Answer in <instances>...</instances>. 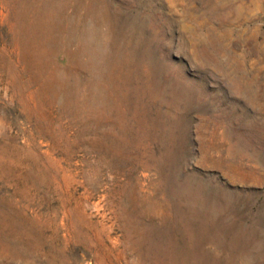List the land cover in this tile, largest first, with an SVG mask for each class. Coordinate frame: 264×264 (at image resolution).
Segmentation results:
<instances>
[{"label":"rangeland","instance_id":"374dc122","mask_svg":"<svg viewBox=\"0 0 264 264\" xmlns=\"http://www.w3.org/2000/svg\"><path fill=\"white\" fill-rule=\"evenodd\" d=\"M0 264H264V0H0Z\"/></svg>","mask_w":264,"mask_h":264},{"label":"bare ground","instance_id":"6f19581e","mask_svg":"<svg viewBox=\"0 0 264 264\" xmlns=\"http://www.w3.org/2000/svg\"><path fill=\"white\" fill-rule=\"evenodd\" d=\"M6 91H7V89H6ZM31 109H32V108H31ZM29 143H30V142H29ZM95 143H97V142L95 141ZM53 147H54V146H53ZM85 150H86V149H85ZM46 153H47V151H46ZM45 155H46V154H45ZM50 158H51V157H50ZM51 159H52V158H51ZM63 159H64V157H63ZM65 162H66V161H65ZM61 164H62V163H61ZM68 165H69V163H68ZM64 166H65V165H64ZM60 167H61V166H60ZM62 169H63V168H62ZM65 169H66V168H65ZM32 170H33V169H32ZM67 170H68V169H67ZM63 171H64V170H63ZM34 172H35V170H34ZM74 172H75V171H74ZM32 173H33V172H32ZM58 174H59V173H58ZM65 174H66V173H65ZM67 174H68V173H67ZM35 175H36V174H35ZM35 175H34V176H35ZM39 175H40V174H39ZM56 175H57V174H56ZM32 176H33V175H32ZM37 176H38V175H37ZM59 176H60V175H59ZM66 176H67V175H66ZM38 177H39V176H38ZM40 177H41V175H40ZM64 177H65V176H64ZM68 177H69V176H68ZM69 179H70V178H69ZM76 179H77V178H76ZM64 180H65V179H64ZM66 180H67V179H66ZM66 180H65V181H66ZM65 181H64V183H65ZM72 181H73V180H72ZM38 182H39V181H38ZM60 182H61V181H60ZM70 182H71V181H70ZM58 183H59V182H58ZM72 183H73V182H72ZM68 184H69V183H68ZM53 185H54V184H53ZM65 186H66V185H65ZM94 186H95V185H94ZM36 187H37V186H36ZM68 187H69V186H68ZM62 190H63V189H62ZM84 190H85V188H84ZM76 191H77V190H76ZM63 192H64V191H63ZM66 192H67V191H66ZM68 193H69V192H68ZM83 193H84V192H83ZM88 194H89V193H88ZM68 195H69V194H68ZM85 196H86V195H85ZM78 197H79V196H78ZM80 197H83V196H80ZM89 197H90V196H89ZM72 198H73V197H72ZM72 198H71V199H72ZM76 198H77V197H76ZM76 198H75V199H76ZM84 198H85V197H84ZM90 198H91V197H90ZM50 199H51V198H50ZM51 200H52V199H51ZM78 200H79V199H78ZM80 200H81V199H80ZM86 200H87V199H86ZM72 201H75V200H72ZM82 203H83V202H82ZM66 204H67V203H66ZM75 204H76V203H75ZM79 204H80V203H79ZM84 205H85V204H84ZM87 205H88V204H87ZM76 207H78V206H76ZM81 207H82V205H81ZM94 208H95V207H94ZM96 208H97V206H96ZM65 212H66V211H65ZM89 217H90V216H89ZM55 222H56V221H55ZM62 224H63V223H62ZM54 226H55V225H54ZM4 229H5V227H4ZM21 231H23V230H21ZM21 231H20V232H21ZM18 233H19V231H18ZM87 234H88V233H87ZM55 237H56V235H55ZM19 244H21V243H19ZM25 246H26V245H25ZM19 248H20V247H19ZM22 248H23V247H22ZM23 249H24V248H23ZM20 250H21V249H20ZM20 250H19V251H20ZM17 251H18V250H17ZM19 251H18V252H19ZM21 251H22V250H21ZM21 251H20V252H21ZM23 253H24V252H23ZM21 255H22V254H21ZM26 257H27V255H26Z\"/></svg>","mask_w":264,"mask_h":264}]
</instances>
